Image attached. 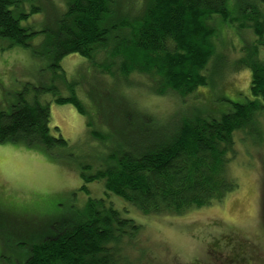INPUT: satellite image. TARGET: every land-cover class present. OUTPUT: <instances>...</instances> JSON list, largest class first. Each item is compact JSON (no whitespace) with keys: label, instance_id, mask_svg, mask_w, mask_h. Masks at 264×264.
I'll list each match as a JSON object with an SVG mask.
<instances>
[{"label":"rangeland","instance_id":"1","mask_svg":"<svg viewBox=\"0 0 264 264\" xmlns=\"http://www.w3.org/2000/svg\"><path fill=\"white\" fill-rule=\"evenodd\" d=\"M36 5L41 9L20 23L38 31L54 24L66 0L23 2L26 12ZM226 6L235 17V0H227ZM209 25L215 31L210 41L216 57L208 63V84L187 96L172 90L156 95L149 75L132 72L124 77L117 68L113 75L104 74L77 53L63 56L60 67H54L49 56H37L28 46H9L8 39L0 38V109L8 111L27 82L41 85L50 101V131L66 140L51 149L22 139L0 143V264H16L31 243L61 231L63 221L80 219L88 199L99 197L140 224L132 238L136 264H264V109L250 126L234 133L235 154L227 173L239 187L221 202L178 215L143 214L116 194H106L102 180L85 182L82 177L112 165L114 155L135 141L160 140L185 119L218 117L232 102L251 97L250 69L235 70L233 65L240 56L247 57V46L256 45V36L219 14ZM42 38V33L33 35L31 45ZM256 54L264 61V45ZM59 96H74L78 104L54 102Z\"/></svg>","mask_w":264,"mask_h":264},{"label":"trees","instance_id":"2","mask_svg":"<svg viewBox=\"0 0 264 264\" xmlns=\"http://www.w3.org/2000/svg\"><path fill=\"white\" fill-rule=\"evenodd\" d=\"M132 1L66 0L54 24L36 31L20 22L40 6L26 12L24 0H0V38L8 39L9 46H28L37 56H49L54 67H60L63 56L77 53L102 67L104 74L113 75L117 68L124 77L132 72L149 75L155 80L151 89L156 95L159 90H172L187 96L208 84V63L216 57L210 41L215 35L209 25L213 15L219 14L230 25L236 23L239 30L250 29L256 45L247 46V57L240 56L233 65L235 70L250 69L247 101L232 102V108L218 117L185 119L160 140L135 141L128 150L116 153L114 163L105 169L88 176L82 173L85 182L102 180L106 194H116L143 214L178 215L221 202L239 187L227 173L235 154L234 133L250 126L264 109V61L256 54L258 46L264 45V0H235V17L227 9V0H137L135 5ZM117 9L122 13L117 14ZM37 33L43 38L31 45L30 38ZM98 55H103L102 60ZM44 90L27 82L9 110L0 109V143L22 139L48 149L66 145L62 135L50 131V101L44 99ZM53 101L78 104L74 96ZM59 225L61 231L31 243L16 264L139 262L133 258L132 238L140 224L122 217L103 197L89 198L80 219Z\"/></svg>","mask_w":264,"mask_h":264}]
</instances>
